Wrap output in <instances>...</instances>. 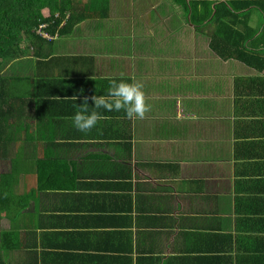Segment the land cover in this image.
I'll list each match as a JSON object with an SVG mask.
<instances>
[{"label": "crops", "instance_id": "crops-1", "mask_svg": "<svg viewBox=\"0 0 264 264\" xmlns=\"http://www.w3.org/2000/svg\"><path fill=\"white\" fill-rule=\"evenodd\" d=\"M77 1L92 16L0 81L1 264H264V72L191 21L219 16L263 57L264 0ZM111 79L141 82L150 111L77 131Z\"/></svg>", "mask_w": 264, "mask_h": 264}, {"label": "trees", "instance_id": "trees-1", "mask_svg": "<svg viewBox=\"0 0 264 264\" xmlns=\"http://www.w3.org/2000/svg\"><path fill=\"white\" fill-rule=\"evenodd\" d=\"M78 8L77 0H0V81L8 67L22 58L25 49L34 41L44 39L39 35L42 26H47L44 32L55 38L71 34L80 23L92 16L91 6H87L88 16L79 15ZM191 21L197 27L208 23L216 26L212 36V48L221 59L235 60L252 70L264 72V53L262 57L244 46L250 38L245 33L224 29L219 16L213 17V20L192 16ZM261 43L264 44V35L261 37ZM4 107L5 102L1 101L0 110ZM7 122L5 117L0 115V148L4 146L5 133L12 127L10 125L8 129L9 121ZM2 161L0 158V166ZM11 162L14 166V160ZM12 168L14 173V167ZM5 181L4 174L0 173V199L8 195L4 187L9 184ZM7 208L6 203H2L0 213Z\"/></svg>", "mask_w": 264, "mask_h": 264}, {"label": "clouds", "instance_id": "clouds-1", "mask_svg": "<svg viewBox=\"0 0 264 264\" xmlns=\"http://www.w3.org/2000/svg\"><path fill=\"white\" fill-rule=\"evenodd\" d=\"M143 89L144 85L135 79H111L106 95L91 97L94 104L92 110L89 109L88 98L84 99L79 110L70 118L73 127L81 133H90L104 119L100 109L106 112L123 111L128 120L143 119L151 109Z\"/></svg>", "mask_w": 264, "mask_h": 264}, {"label": "built area", "instance_id": "built-area-1", "mask_svg": "<svg viewBox=\"0 0 264 264\" xmlns=\"http://www.w3.org/2000/svg\"><path fill=\"white\" fill-rule=\"evenodd\" d=\"M47 28V26H42L39 30V35L41 37H43L44 39H47V40H52L53 37H51L50 35H48L47 33L44 32V30Z\"/></svg>", "mask_w": 264, "mask_h": 264}]
</instances>
